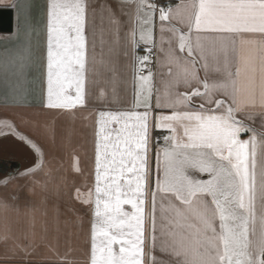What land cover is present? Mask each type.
Instances as JSON below:
<instances>
[{
    "label": "snow or ice",
    "instance_id": "obj_1",
    "mask_svg": "<svg viewBox=\"0 0 264 264\" xmlns=\"http://www.w3.org/2000/svg\"><path fill=\"white\" fill-rule=\"evenodd\" d=\"M129 7L139 29L130 47H151L135 58L131 110L98 113L88 264H264V0H48L47 108L83 106L90 77L115 73L117 9ZM157 14L159 87L146 64ZM154 129L169 133L155 179ZM27 142L39 159L22 175L43 172V152Z\"/></svg>",
    "mask_w": 264,
    "mask_h": 264
},
{
    "label": "crops",
    "instance_id": "obj_2",
    "mask_svg": "<svg viewBox=\"0 0 264 264\" xmlns=\"http://www.w3.org/2000/svg\"><path fill=\"white\" fill-rule=\"evenodd\" d=\"M158 1L178 2L154 0ZM47 2L0 0V9L13 12L12 33L0 34V122L8 121L12 125L7 128L0 124V164H18L17 169L0 175V202L9 204L7 210L0 207V264H62L63 257L72 264H88L94 203L86 204L83 200L89 192L95 199L94 144L98 113L131 110L138 87L133 68L136 48H131L126 38L135 28L139 40L135 8H126L123 13L117 9L122 23L113 56L115 73L102 70L101 76L90 77L83 106L47 108ZM110 2L115 5L117 0ZM26 15L29 16L27 24ZM154 23L157 47L153 72L154 83L159 87L157 61L162 54L158 14ZM92 79L96 82L92 83ZM101 90L104 96H100ZM253 126L259 130V117ZM155 133L162 135L159 142L155 140ZM168 134L167 130H153V179L156 149L164 146L163 137ZM21 136L26 139L22 140ZM28 140L41 149L46 163L43 172L22 175L39 159ZM77 161L80 171L75 170ZM197 176L208 178L204 173ZM5 180L6 185L2 183ZM125 210H130V206L125 205Z\"/></svg>",
    "mask_w": 264,
    "mask_h": 264
},
{
    "label": "water",
    "instance_id": "obj_3",
    "mask_svg": "<svg viewBox=\"0 0 264 264\" xmlns=\"http://www.w3.org/2000/svg\"><path fill=\"white\" fill-rule=\"evenodd\" d=\"M13 31V12L10 9H0V34H10ZM7 171L18 168L16 163H8Z\"/></svg>",
    "mask_w": 264,
    "mask_h": 264
},
{
    "label": "built area",
    "instance_id": "obj_4",
    "mask_svg": "<svg viewBox=\"0 0 264 264\" xmlns=\"http://www.w3.org/2000/svg\"><path fill=\"white\" fill-rule=\"evenodd\" d=\"M156 3L157 4H161V5L168 4L166 2H160V1H158ZM149 47H151V46L139 44V46L136 47V49H135V58L136 57H142V56L148 54L147 53V48H149ZM146 64L148 65V68H151L152 71H153L154 66H155V49H153V51L151 53L150 61L146 62ZM144 74H147V68L145 69ZM159 140H161V136H157L156 137V141H159Z\"/></svg>",
    "mask_w": 264,
    "mask_h": 264
},
{
    "label": "flooded vegetation",
    "instance_id": "obj_5",
    "mask_svg": "<svg viewBox=\"0 0 264 264\" xmlns=\"http://www.w3.org/2000/svg\"><path fill=\"white\" fill-rule=\"evenodd\" d=\"M12 171H7V165L6 164H0V175L7 174Z\"/></svg>",
    "mask_w": 264,
    "mask_h": 264
},
{
    "label": "rangeland",
    "instance_id": "obj_6",
    "mask_svg": "<svg viewBox=\"0 0 264 264\" xmlns=\"http://www.w3.org/2000/svg\"><path fill=\"white\" fill-rule=\"evenodd\" d=\"M161 139H162V138H161ZM204 174H205V175H206V177H207V175H208V174H207V173H204ZM196 175H197V174H196Z\"/></svg>",
    "mask_w": 264,
    "mask_h": 264
},
{
    "label": "trees",
    "instance_id": "obj_7",
    "mask_svg": "<svg viewBox=\"0 0 264 264\" xmlns=\"http://www.w3.org/2000/svg\"><path fill=\"white\" fill-rule=\"evenodd\" d=\"M155 135L159 136L158 133H155Z\"/></svg>",
    "mask_w": 264,
    "mask_h": 264
}]
</instances>
